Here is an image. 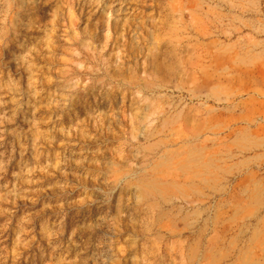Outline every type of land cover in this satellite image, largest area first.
<instances>
[{
	"label": "rangeland",
	"instance_id": "rangeland-1",
	"mask_svg": "<svg viewBox=\"0 0 264 264\" xmlns=\"http://www.w3.org/2000/svg\"><path fill=\"white\" fill-rule=\"evenodd\" d=\"M0 264H264V0H0Z\"/></svg>",
	"mask_w": 264,
	"mask_h": 264
}]
</instances>
